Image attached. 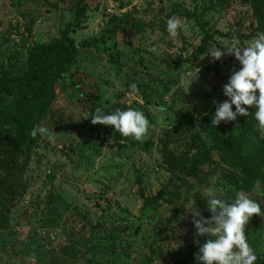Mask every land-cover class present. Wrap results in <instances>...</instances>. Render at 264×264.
<instances>
[{
	"label": "rangeland",
	"instance_id": "rangeland-1",
	"mask_svg": "<svg viewBox=\"0 0 264 264\" xmlns=\"http://www.w3.org/2000/svg\"><path fill=\"white\" fill-rule=\"evenodd\" d=\"M77 2L0 0V74H21L29 48L67 25L75 49L48 85L52 113L35 125L56 144L38 134L28 151L22 146L17 193L11 203L0 199L8 211L0 205V264H198L191 212L210 217L204 191L222 198L239 178L202 126L212 120L214 101L228 99L223 85L241 66L233 55L215 62L206 55L214 46L226 51L234 37L241 46L258 37L250 0H85L80 11ZM169 18L181 21L175 38ZM97 108L142 111L146 139L93 125ZM229 133H237L234 121L224 123L223 137ZM259 142L258 127L247 159ZM246 196L263 208L245 232L255 264H264V183Z\"/></svg>",
	"mask_w": 264,
	"mask_h": 264
},
{
	"label": "trees",
	"instance_id": "trees-1",
	"mask_svg": "<svg viewBox=\"0 0 264 264\" xmlns=\"http://www.w3.org/2000/svg\"><path fill=\"white\" fill-rule=\"evenodd\" d=\"M84 1L78 0L76 3L78 11ZM250 9L256 22L255 32L264 33V0H250ZM75 18L78 19V15ZM78 25L76 21L74 26ZM72 30L67 25L59 31L57 38L30 47L21 74H0V199L3 202L11 203L13 194L17 193L16 177L20 175L17 160L22 156L20 148L23 146L29 150L37 140V136L33 138L30 134L32 129L43 116L52 113L49 108L52 93L48 85L60 78L69 67L70 58L75 52L68 38ZM205 48V43H201L193 57L197 58ZM255 111V107L248 108V116H238L234 121L237 133H229L226 137L222 135L224 122L215 127L211 124L212 120H209L202 126L211 149L219 154L228 168L237 171L239 175L238 179H230L233 189L222 197L229 203L234 201L238 192L247 195L257 181L264 183V172L261 171L264 166V142H259L252 160L244 154L250 137L256 135L258 130ZM194 163L192 159L189 165L193 166ZM3 202H0L1 209L7 213ZM149 203H156L155 197ZM3 217L0 213L1 223ZM206 239L204 237L200 243L203 244ZM187 260L191 262L193 257Z\"/></svg>",
	"mask_w": 264,
	"mask_h": 264
},
{
	"label": "clouds",
	"instance_id": "clouds-1",
	"mask_svg": "<svg viewBox=\"0 0 264 264\" xmlns=\"http://www.w3.org/2000/svg\"><path fill=\"white\" fill-rule=\"evenodd\" d=\"M180 28L179 18L167 20V31L171 38L178 36ZM224 47L226 51L214 46L206 56L215 62L225 55H233L241 67L233 71L223 85V94L228 99L214 101L216 110L211 124L216 127L221 122L236 121L238 116L249 115L248 108L255 107L258 127L264 130V33L258 34L247 46H241L238 38L234 37L231 46ZM151 50L157 51L156 48ZM130 89L132 93L138 91L136 84H131ZM160 110L164 109L161 107ZM90 120L93 125L111 126L122 137L137 142H143L149 133V120L142 111L132 108L124 111L117 109L110 114H104L97 108ZM30 134L33 138L40 134L53 145L56 144V136L46 127L35 126ZM203 195L207 197L210 217H205L197 209L191 212V222L195 228L194 244L198 247L194 255L198 264H255L257 256L247 241L245 229L254 215H261L260 205L242 192L236 193L231 203L218 196L213 188L206 189ZM199 237L207 239L201 244Z\"/></svg>",
	"mask_w": 264,
	"mask_h": 264
},
{
	"label": "water",
	"instance_id": "water-1",
	"mask_svg": "<svg viewBox=\"0 0 264 264\" xmlns=\"http://www.w3.org/2000/svg\"><path fill=\"white\" fill-rule=\"evenodd\" d=\"M158 197H159V194L157 193V194L155 195V198L158 199Z\"/></svg>",
	"mask_w": 264,
	"mask_h": 264
}]
</instances>
